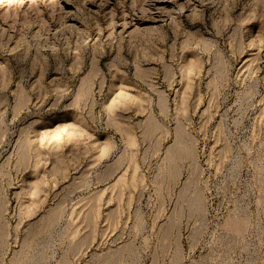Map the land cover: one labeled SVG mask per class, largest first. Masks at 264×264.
<instances>
[{
    "label": "rangeland",
    "instance_id": "374dc122",
    "mask_svg": "<svg viewBox=\"0 0 264 264\" xmlns=\"http://www.w3.org/2000/svg\"><path fill=\"white\" fill-rule=\"evenodd\" d=\"M0 264H264V0H0Z\"/></svg>",
    "mask_w": 264,
    "mask_h": 264
}]
</instances>
